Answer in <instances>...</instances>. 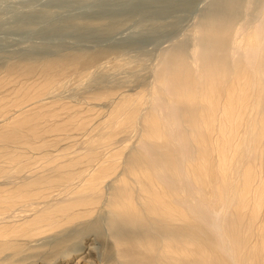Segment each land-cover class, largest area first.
Here are the masks:
<instances>
[{
  "label": "bare ground",
  "instance_id": "6f19581e",
  "mask_svg": "<svg viewBox=\"0 0 264 264\" xmlns=\"http://www.w3.org/2000/svg\"><path fill=\"white\" fill-rule=\"evenodd\" d=\"M181 1L141 0L126 14L162 16ZM198 1L188 0L187 10L196 11ZM211 4L194 32L199 44L184 49L187 54L166 53L150 91L111 97L104 115L88 104L43 96L65 70L80 75L98 67L108 50L90 63L74 57L28 62L26 69L6 64L0 73V254L19 256L25 242L50 235V255L19 261L264 264V0L249 22L240 9L251 0ZM35 12L14 13L13 30H32L51 17ZM114 22L99 34H112L119 27ZM219 23L227 31L219 32ZM70 25L60 27L72 33ZM78 27L91 34L89 25ZM225 31L227 44L219 50ZM137 123V151L121 162L122 144L113 139ZM99 124L106 132L84 139V156L71 155L63 142L69 135H49L69 127L86 135Z\"/></svg>",
  "mask_w": 264,
  "mask_h": 264
},
{
  "label": "rangeland",
  "instance_id": "374dc122",
  "mask_svg": "<svg viewBox=\"0 0 264 264\" xmlns=\"http://www.w3.org/2000/svg\"><path fill=\"white\" fill-rule=\"evenodd\" d=\"M59 1L0 0V73H4L5 70L3 69H5L6 64L11 62L22 66L17 64L18 66L12 65L10 67L20 66L19 68L22 69L29 68L30 63L36 65L46 60L64 61L66 58L73 59L74 57L78 59L79 64L90 63L92 59H95L94 57H98L108 50L105 53L106 55H101L105 58L101 60L98 67H92V69L90 68L86 72L82 71V73H78L80 75H77V71L74 72L75 69L72 70L73 68L70 69L71 71L65 70L67 71L65 74L56 77L59 79L58 83L43 96V99L46 101H65L76 107H85L88 104L104 115L108 110L109 99L111 97L123 92L124 94L131 95L138 92L144 93V91H150L151 86L154 85L156 74L161 72V68L165 64L164 60L167 59L166 53L183 51L187 54L186 51L191 48L192 44H199L200 40L197 38L198 36H194V32L199 29L200 19L208 11L206 9L210 7V3L212 2L213 4V2L218 0H203L204 4L203 2L201 4L200 0L197 3L196 11L192 10L193 12L187 10L191 6L188 5V0H183L175 8L178 12L173 9L169 10V14L166 15L152 16L151 14H147L141 17L137 14H126L129 12L127 11L129 8H132L133 5L141 0H114L117 2L113 0H94L88 4L89 6L86 5L77 9H71L74 7L60 8L58 6ZM120 1H125V4L121 5ZM191 1L190 4L194 0ZM97 3L99 4L97 5ZM262 3L263 0L259 2L251 0V4L245 8V11L240 9L242 19L246 20V22L255 19L256 14L261 9ZM30 9L37 12L47 11L51 17L49 16L50 18L47 20L36 23L32 30L28 28L13 30L12 18H14V13L22 14L24 11H29ZM118 10H122L123 12L116 13ZM26 15L29 14L23 13L22 16ZM118 20L119 27L112 34L108 36L104 33L102 35L99 34L103 29L115 25H111V23H115L114 21ZM65 23L74 25H70L72 26L71 29L74 30L72 33L64 32L66 28L60 27L65 25ZM81 24L89 25L91 34H89V30L87 31L88 33L80 31L78 26ZM224 24L219 23L220 26L218 28L221 27L219 32L223 30L227 31V28H225L226 24ZM56 28H59L61 33L48 36L49 31ZM226 31L223 32V35L221 33L223 41L219 42V50L227 44ZM240 32L238 31V34ZM78 33L82 34V36H77ZM97 35L102 36V38L97 37ZM184 49L187 50L185 51ZM186 54H184V57L187 56ZM77 67H80V65ZM88 74L90 75L88 76ZM142 112H145V110ZM52 132L49 135H57L59 139L69 135V138L62 141L69 143L68 149L71 155L84 156L86 152L84 139L87 136H93V138L103 136L102 134L106 132V128L104 124H99V126L94 127V130L89 133L86 132L89 135L83 134L80 129L75 127ZM140 134L141 124L137 123L134 129L127 128L124 131H120L113 139L115 140V145L122 144L120 148L121 162L125 158L127 160L129 155L137 151ZM46 149L48 150L49 146ZM105 186L107 187H104V189L106 188L105 191H107L108 184H105ZM78 238L75 237L74 240H79ZM35 239L22 245L23 247L20 249L21 254L19 256L12 255V252H7L8 254L1 253L0 258L4 257V259L0 261V264H25L27 260L20 262V257L50 255L48 251L51 246L55 245V240L50 238V235L40 238L36 237Z\"/></svg>",
  "mask_w": 264,
  "mask_h": 264
}]
</instances>
